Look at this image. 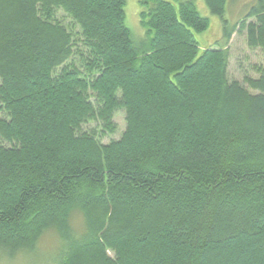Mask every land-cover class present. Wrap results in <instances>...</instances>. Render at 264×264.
Wrapping results in <instances>:
<instances>
[{
    "label": "trees",
    "instance_id": "1",
    "mask_svg": "<svg viewBox=\"0 0 264 264\" xmlns=\"http://www.w3.org/2000/svg\"><path fill=\"white\" fill-rule=\"evenodd\" d=\"M204 1L219 38L194 0H139L138 45L126 0H0V255L54 231L43 264H264V66L257 94L228 78L234 34L264 51V0L235 24ZM121 109V140L84 132Z\"/></svg>",
    "mask_w": 264,
    "mask_h": 264
},
{
    "label": "rangeland",
    "instance_id": "2",
    "mask_svg": "<svg viewBox=\"0 0 264 264\" xmlns=\"http://www.w3.org/2000/svg\"><path fill=\"white\" fill-rule=\"evenodd\" d=\"M195 4L203 17L209 18L211 32L200 35L201 39L209 38V40H215L219 38L217 32H212L216 25H220V20L217 17L211 15L209 9L206 6L204 0H194ZM257 0H228V11L227 18L230 23L235 24L236 22L242 20L245 16L249 7ZM126 23L133 33L135 44H140L146 39V30L141 26L140 12L141 6L139 0H126ZM56 18L58 21L62 22L69 30L77 33V36L81 34L80 28L72 21V19L63 11H56ZM222 33L221 28L218 33ZM213 36V37H212ZM147 40V39H146ZM230 59H229V69L228 78L230 82H239L251 93L257 94L258 92L250 90L247 86L245 79L252 78L258 79L259 74L255 68L264 66V51L260 49L252 50L247 45L246 32L234 34L230 45ZM94 101V98L92 99ZM113 125L115 127V132H109L101 120L90 121L84 124V132L94 133L97 139L103 145H109L112 142L121 140L126 129V112L121 109L118 110L113 117ZM8 144V143H6ZM9 146V145H7ZM71 225L73 230L80 234L83 233L85 229L83 216L76 211L71 219ZM56 234L54 231L44 234V236L39 240L37 246L32 248L22 249L16 254L11 255V252L4 251L0 255V264H40L53 259L57 251ZM59 244L58 251L59 253ZM113 257V253L111 254Z\"/></svg>",
    "mask_w": 264,
    "mask_h": 264
}]
</instances>
